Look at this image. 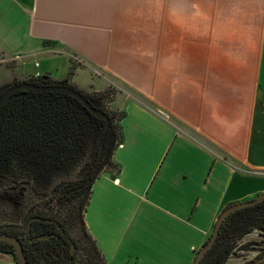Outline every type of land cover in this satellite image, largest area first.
Instances as JSON below:
<instances>
[{"label":"crops","instance_id":"obj_1","mask_svg":"<svg viewBox=\"0 0 264 264\" xmlns=\"http://www.w3.org/2000/svg\"><path fill=\"white\" fill-rule=\"evenodd\" d=\"M1 64L13 73L2 91L36 74L83 95L115 91L117 169L100 173L84 215L105 264L122 243L94 212L98 191L165 215L154 264H194L222 211L264 194V0H0ZM259 247L241 240L227 264Z\"/></svg>","mask_w":264,"mask_h":264},{"label":"flooded vegetation","instance_id":"obj_2","mask_svg":"<svg viewBox=\"0 0 264 264\" xmlns=\"http://www.w3.org/2000/svg\"><path fill=\"white\" fill-rule=\"evenodd\" d=\"M24 83L50 86L42 77H33L8 89ZM28 91L13 94L0 112ZM25 127L21 117L0 115V236L17 239L29 264H101L75 222V215H85L83 205L97 179L92 175L97 157L92 159L89 152L78 158L72 152L63 155L59 148L45 151L42 139H28L33 134ZM109 154L103 155L97 176L110 165ZM251 237L254 233L245 238ZM260 239L263 246L244 264L264 257V238ZM0 243L7 247L2 255L18 264L15 246Z\"/></svg>","mask_w":264,"mask_h":264},{"label":"trees","instance_id":"obj_3","mask_svg":"<svg viewBox=\"0 0 264 264\" xmlns=\"http://www.w3.org/2000/svg\"><path fill=\"white\" fill-rule=\"evenodd\" d=\"M114 92L110 88L102 93L83 95L94 108L104 112L111 119L104 157L107 152L111 157L121 144L118 122L122 115L113 113L106 107V104L111 102ZM19 100L20 102L17 104L8 105V108L12 109L11 111L5 108L0 112V115L23 118V123L26 125L24 130L33 134L28 139L33 141L42 139L43 149L49 152L54 148H59L61 154L68 155L72 152L77 158L86 152H89L92 159L98 156L105 122L85 111L82 104L75 98L60 92L28 91L23 93ZM89 124L90 129L88 128ZM93 128L97 130L95 136L92 135ZM76 165H78L77 160ZM109 166L112 170L117 169V166L112 163ZM90 195L91 190L83 205L84 209H86ZM12 222L14 223L13 220ZM75 222L77 226L81 227L95 256L105 264L95 241L86 231L84 216L75 215ZM253 233H258L261 238H264V201L254 207L244 208L230 215L224 221L214 247L207 253L201 264H227L235 254L238 242ZM6 248V245L0 243L1 254H6Z\"/></svg>","mask_w":264,"mask_h":264},{"label":"rangeland","instance_id":"obj_4","mask_svg":"<svg viewBox=\"0 0 264 264\" xmlns=\"http://www.w3.org/2000/svg\"><path fill=\"white\" fill-rule=\"evenodd\" d=\"M34 67L33 60H30L27 63V68L32 70ZM13 77V73L11 70H8L5 64L0 65V94L2 88ZM97 130L95 128L92 129V135L95 136ZM104 172V174L111 176L114 178L116 173L114 170L109 169ZM148 189V188H147ZM98 198L94 204V212H101L103 215H100L102 218V225L105 230L104 233L108 235V240L111 245H116L118 248L122 243V246L119 251V255L115 259L113 264H134L135 260L132 261L129 259V254L144 256L146 258L147 263L154 264V253L149 252L148 249L152 250V247H157L154 242V234L163 229L166 224L165 215H160L159 212L148 206V204L142 203L141 200L135 199L131 196L125 197L121 195V192L112 190L110 192L106 191H98ZM100 195V199H99ZM106 201L102 208H100L101 197ZM151 196V194H150ZM148 211L151 213H155L157 215H145L148 214ZM82 232L81 227H79ZM251 239V238H250ZM254 244L258 246H263L261 244V239L258 233H254V237H252ZM249 245H252V242H248ZM240 251V247L237 248ZM146 252L150 253V257L145 255ZM127 253H129L127 255ZM6 262L15 264L14 260L6 256ZM101 261V259L99 258ZM102 262V261H101ZM239 260L232 259L228 264H239ZM101 264H104L103 262Z\"/></svg>","mask_w":264,"mask_h":264},{"label":"water","instance_id":"obj_5","mask_svg":"<svg viewBox=\"0 0 264 264\" xmlns=\"http://www.w3.org/2000/svg\"><path fill=\"white\" fill-rule=\"evenodd\" d=\"M22 90H31V91H35V92H41V93H45V92H47V93H54V92L64 93L68 96L75 98L77 101H79L82 104L84 110L87 111L89 114H91V115L95 116L97 119L105 122L103 134H102V139H101V142L99 145V153H98L97 160L95 162V165H94L93 171H92L93 179H96L97 174H98V169H99L100 163L102 161V157L104 155L107 133H108L110 126H111V119L109 118V116L107 114H105L104 112L94 108L91 105V103L83 96L82 93H80L79 91H77L73 88H70L68 86H52V85H50L48 87H40V86L32 85L29 83H24V84H21L18 86H14V87L8 89L0 97V107L7 104L12 99L13 94H15L16 92L22 91ZM263 201H264V194H261V195L257 196L252 201L233 204V205H230L227 208H225L222 211V213L220 214L219 218L217 219V222L215 224V227H214V230H213V233H212L210 239L198 251V253L195 257V260H194V264H201L203 259L207 255V253L214 247V245L217 241V238L220 234V229H221L224 221L230 215H232L233 213H235L241 209L254 207ZM0 241L8 242V243L15 246V248H16L15 255L17 257L18 264H29L27 262L25 254L23 252V249H22V247H21V245L17 239L10 237V236H0ZM263 262H264V257L260 258L256 261H253L249 264H260Z\"/></svg>","mask_w":264,"mask_h":264},{"label":"built area","instance_id":"obj_6","mask_svg":"<svg viewBox=\"0 0 264 264\" xmlns=\"http://www.w3.org/2000/svg\"><path fill=\"white\" fill-rule=\"evenodd\" d=\"M76 62H77V61H76ZM36 66L38 67V64H36ZM40 77H41L40 74H36V75L34 76L35 79H39ZM108 166H109V165H108ZM108 166H106V167L104 168L103 172H105L106 170H108V169H107ZM109 169H110V168H109ZM259 174L264 176V172L259 173Z\"/></svg>","mask_w":264,"mask_h":264}]
</instances>
